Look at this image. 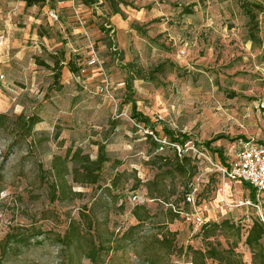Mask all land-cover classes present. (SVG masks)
<instances>
[{"label":"rangeland","instance_id":"rangeland-1","mask_svg":"<svg viewBox=\"0 0 264 264\" xmlns=\"http://www.w3.org/2000/svg\"><path fill=\"white\" fill-rule=\"evenodd\" d=\"M94 10L87 26L116 102L99 91L104 75L98 68L82 75L69 69L68 60L89 55L70 8L51 26L39 6L0 0V33L13 36L0 65L7 76L0 80V114L7 116L0 127V264H94L86 256L90 245L102 264H220L200 254L208 241L188 216L183 195L190 190L205 220L241 227L240 237L235 228L217 229L211 240L218 250L250 263L246 230L255 218L263 220L264 202L258 206L251 188L225 177L204 142L221 147L228 165L240 136L264 143V10L254 8L255 28L240 0H104ZM36 30L42 39L34 49ZM57 59L68 67L60 75L40 63ZM134 105L155 130L136 121ZM21 113L41 118L28 135ZM164 126L189 136L185 147L172 143ZM101 145L109 160L100 180L72 184L76 194L54 198V156L72 148L96 159ZM176 154L197 166L195 176L178 172ZM148 187L163 199L151 198ZM134 192L146 202L133 201ZM137 204L153 216L123 241L138 223ZM170 207L179 212L173 220ZM72 222L80 224L82 237L67 247L61 238ZM167 232L176 234L169 247L158 243Z\"/></svg>","mask_w":264,"mask_h":264},{"label":"trees","instance_id":"trees-1","mask_svg":"<svg viewBox=\"0 0 264 264\" xmlns=\"http://www.w3.org/2000/svg\"><path fill=\"white\" fill-rule=\"evenodd\" d=\"M24 1L28 6H39L43 7L47 1L49 0H22ZM96 0H83L84 4L92 5ZM242 8L245 10V13L250 17V21L252 26L255 28L257 25V13L254 11V8H259L261 10H264V0H261L260 2H250L248 0H240ZM186 12L191 13L193 12V9L190 10L189 8H186ZM255 39V36L254 38ZM54 65L47 64L44 60H41L40 63L42 65H45L46 67L53 69L55 72L57 70L58 74L60 75L61 68L63 66L61 65L62 62H60V59H57L55 61ZM68 65L71 73L73 75L79 74L81 67L85 63V58L83 57H76L71 60H68ZM56 74V77L59 75ZM126 85V82H125ZM124 85V86H125ZM128 89L130 93H133V88L131 83L128 84ZM134 110L132 111V116L136 119V121L140 123H145L147 127L152 128L155 130L156 123H153L151 119L147 116H144L143 113H140L136 110V107L134 105ZM6 114H0V127H3L5 125V118ZM19 122L21 124V129L24 131L25 134H30L31 131L34 129L37 123L41 121V118L39 116L33 115V116H25L23 113L18 115ZM164 131L166 134L170 137V141L172 143H179L182 147H185L186 141L189 139V136L186 134H178L176 131L169 129V127L164 126ZM240 139L247 140L245 136H240ZM212 141L204 142L205 147L210 150L211 152L218 155L220 158V165L227 166V157L224 153V150L221 147H212L211 146ZM157 145V142H155ZM99 155L96 159H92L91 155L89 154H83L81 149H77L75 151L72 150V148H69L66 152V155H55L52 161V167L51 172L55 176V180H53L50 183L52 194L54 195V198L58 197V192H62L64 195L67 193H77L73 191V185L72 184H81V185H89V184H96L102 175L103 168L105 162L109 160L108 156L105 152V147L103 145L100 146ZM175 158L173 161L176 163V167H178V172L184 176H190L193 177L196 175L197 166H193L191 168L190 164L187 162V156L186 154H176L174 156ZM161 160L168 161V158L165 157H159ZM73 163L72 168L69 166V163ZM72 175L71 183L69 181V176ZM242 182V181H240ZM244 186H247L251 188L252 197L251 199L256 201L255 196V190L254 188L248 183V182H242ZM149 188V187H148ZM188 191H186L183 195L184 204L188 205L191 209V205H189L187 202H185V194ZM148 193L150 194L151 198L153 199H163L164 194L162 192H159L156 194L155 191L152 190V188L148 189ZM133 194H137L134 192ZM130 198L132 197V195ZM139 195V194H138ZM144 202L141 200L138 201L139 203H145L147 198L143 199ZM173 206V204L171 205ZM193 210V208H192ZM169 211L172 214L171 220H173L174 216H179V212L173 211V208L170 207ZM133 215L135 218H137L138 223L131 226L122 236V240H129L131 237H133L134 230L138 228L143 223L151 220V217L153 216L150 212V209L147 206H141L140 204H137V206L133 210ZM189 213V212H188ZM228 228V229H236V234L238 237H240L241 227L236 226V224L231 223L230 220H223L221 223L218 222H210L206 220L205 224L201 228V235L205 241H208V248L203 252L201 251L200 254L203 258H211L215 259L217 258L220 261V264H264V220L261 218H255L253 222L250 224L249 228L246 230V239L245 243L250 248L252 252V261L250 263H245L242 258H235L234 255H228L227 253H230L229 249H223L218 250V248L214 245V241L211 240L212 237L216 236V231L219 228ZM82 229L79 223L72 222L65 233V235L61 238V244L71 247V246H77L81 240L82 237ZM170 235L175 237V233L167 232L163 234L162 238H158V243H161L165 245L166 247H169L172 245L173 239L170 240ZM104 250H108L107 247L104 248ZM87 258L90 259L91 263L94 264H102V259L100 258V251H98V248L96 245H90V248L88 249L86 253ZM171 264H181L178 262H172ZM194 264V262H193Z\"/></svg>","mask_w":264,"mask_h":264},{"label":"built area","instance_id":"built-area-1","mask_svg":"<svg viewBox=\"0 0 264 264\" xmlns=\"http://www.w3.org/2000/svg\"><path fill=\"white\" fill-rule=\"evenodd\" d=\"M67 2L69 3V6L72 8L75 14L77 28L80 30V32H82L81 34L84 36L87 42V50L89 51V55L85 57V63L81 67L79 75L85 74L89 68H98L99 71L104 75V80L99 86V91L116 102V97L113 93V88L111 87V79H109V77L106 75L105 60L100 55L98 50L99 48L97 47V42L93 38L91 32L88 30L87 19L81 8H79V5L84 3L83 1L78 2V0H60L58 4L60 6H64ZM95 2L96 3L92 5H86L90 6V8H98V5H100V3H103L104 0H96ZM47 16L54 22L60 21L61 17L59 9L53 6L48 8ZM107 28H110L111 33L114 32L112 25L107 26ZM6 39L7 37L5 34L0 35V47L6 43ZM6 77V74L0 71V80L4 81L6 80ZM118 85L119 87H123L125 85V82L122 81L118 83ZM233 150V161L227 166L219 164L224 176L232 181L248 182L256 192V204L258 206L263 205L264 143H256L249 140L238 139L234 143ZM131 199L138 202L141 200V197L138 194H133ZM185 202L191 205V212L188 213V216L194 222L196 228L201 229L206 220L197 209L198 205L194 191L190 190L185 194ZM248 203H251V201L248 200ZM185 264H193V261H187Z\"/></svg>","mask_w":264,"mask_h":264},{"label":"crops","instance_id":"crops-1","mask_svg":"<svg viewBox=\"0 0 264 264\" xmlns=\"http://www.w3.org/2000/svg\"><path fill=\"white\" fill-rule=\"evenodd\" d=\"M51 1H52V0L47 1V3H46L43 7H39V9H40V11H41V13H42L41 15L43 16V19H44V17H45L46 20H47V22H49V24H50L51 26H52V25H56V24H58L60 21H58V22H54V21L51 20V18H49V17L47 16V10H48L49 7H51V6L56 7V8L59 9L60 12H61V10L65 9V8H70L71 11H72V13H74L73 10H72V8L69 6V3H68V2H67L64 6H60L59 4L56 6L55 4L52 5ZM59 1H60V0H59ZM59 1H58V2H59ZM35 7H37V6H35ZM79 8H81V10L83 11V13H84V15H85V17H86V19H87V22H89V21H88V18H89L90 16L93 17V19L96 18L95 16L92 15L93 11H95V10H94L95 8H93V7L90 8V6H87L86 4H85V5H84V4L79 5ZM60 19H61V17H60ZM36 21H37L36 23H38V24H42V20H41V19L36 20ZM7 31L9 32V30H7ZM7 31H3L4 34L7 35V34H8ZM76 31L78 32L77 34L80 33V36L84 38V36L81 34L82 32H80V30H79L78 28H76ZM3 32H1L0 35H2ZM12 37H13V36H11V34H8V35H7V39H6V43H5L3 46L0 47V60H1V57H3L4 55H6V54L9 53V50H10L11 47L13 46V45H12ZM32 39L34 40V41H33V44H34V45L32 46V48H34V49H37V47L39 48V47H40L39 44H40V42H41L42 37L39 35V33L37 32V30L35 31L34 35L32 36ZM84 39H85V38H84ZM86 48H87V42H86ZM2 49H4V50H3V53H2V51H1ZM74 51H76V49H74ZM1 61H2V60H1ZM1 61H0V62H1ZM1 64H2V63H1ZM1 64H0V65H1ZM63 68H68V67H67V66H63ZM2 72H4V71H2ZM4 73H5V72H4ZM5 74H6V73H5ZM6 80H7V77H6ZM6 80H4V81H6Z\"/></svg>","mask_w":264,"mask_h":264}]
</instances>
